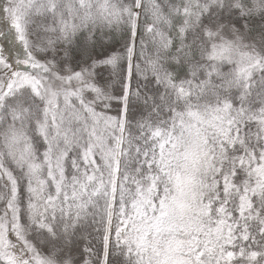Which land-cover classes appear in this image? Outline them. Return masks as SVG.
<instances>
[{
  "label": "snow or ice",
  "instance_id": "6c2138e0",
  "mask_svg": "<svg viewBox=\"0 0 264 264\" xmlns=\"http://www.w3.org/2000/svg\"><path fill=\"white\" fill-rule=\"evenodd\" d=\"M0 264H264V0H0Z\"/></svg>",
  "mask_w": 264,
  "mask_h": 264
}]
</instances>
